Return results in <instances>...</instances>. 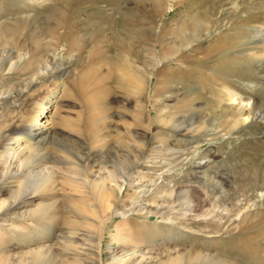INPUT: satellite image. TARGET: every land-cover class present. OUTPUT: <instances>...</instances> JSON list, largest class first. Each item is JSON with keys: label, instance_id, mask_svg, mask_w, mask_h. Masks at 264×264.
Instances as JSON below:
<instances>
[{"label": "rangeland", "instance_id": "obj_1", "mask_svg": "<svg viewBox=\"0 0 264 264\" xmlns=\"http://www.w3.org/2000/svg\"><path fill=\"white\" fill-rule=\"evenodd\" d=\"M262 17L263 0H0V264H264V73L231 49Z\"/></svg>", "mask_w": 264, "mask_h": 264}, {"label": "bare ground", "instance_id": "obj_2", "mask_svg": "<svg viewBox=\"0 0 264 264\" xmlns=\"http://www.w3.org/2000/svg\"><path fill=\"white\" fill-rule=\"evenodd\" d=\"M237 5L238 4H235L236 7H238ZM250 30H251L250 37L248 39L247 38L242 39L240 44L238 43L236 46L232 47L231 49L235 50L236 52L237 51L239 52L240 50H242L241 52L248 53V55L251 58L256 60L257 67L259 68L260 73L263 74L264 73V17H262L259 21H257V23H255V25L251 26ZM210 34H211V32L209 30H206V32L203 33V34L199 33V34L196 35V41H199L198 39H200V40L202 39L200 42L207 41L210 38ZM11 57H12V53H10V52H8L7 50H4V49L0 50V72H2V70L5 68L6 64L9 62ZM195 62H198V59ZM10 67L11 66H9L8 69H10ZM213 72H217V70L213 69ZM37 73L38 72H36L35 74H37ZM263 75L258 77V78L256 77V78H253V79H249V82H251V84L254 85V84H256L255 81H257L258 82L257 84H259L260 87L261 86L263 87L264 86V76ZM247 87L248 88L251 87L253 90H255L257 85L251 86L250 84H248ZM213 94L218 100L217 101L218 105H220L221 102L224 101V99H226V101L228 102L227 104H230V106L233 105L234 103H238V106H239V104H241L243 102L242 101L243 99L240 98L241 94L238 91H236L234 89H231V88L230 89L222 88L220 90H216ZM243 103L241 105H243ZM245 103H247V104L245 106H243V107L241 106L242 108L240 110V114L239 115H240V117H243L244 121H247L252 116L251 115V113H252L251 111L253 110L252 109L253 106L250 104V101H249V103L247 101H245ZM45 111H44V107H42V108H40L39 112H37L35 115H32L28 119L29 122H36L37 123V129L38 130H41L48 123L47 119H44L43 121H41V118L44 116V112ZM263 111H264V105L261 106L258 109L257 118L258 117L260 119L263 118L261 116V115H263ZM38 120L41 123H38L37 122ZM25 129H28V126H25ZM37 133H39V132H37ZM19 139H21V138H18V144H17L18 148L22 144L21 140L19 141ZM144 139H145V137H144ZM13 149L16 150V148H13ZM31 160H32L31 156L30 157L28 156V157H26L23 160V162L28 164V163H31ZM136 164H137V159L134 162H131V163L127 162L126 167H124L125 169L122 168V169H120V171H117V170L114 171L115 172V179H112L113 176L111 177V175H113V173H111V175H110L111 179L110 180H111V182L113 184L111 183L112 185H110L108 187L113 189V190H115V192L111 191V194H112L111 198L112 197L113 198L107 200L109 203H113L114 200L119 198L120 195H121V185L117 184L118 183V178H116V176L119 175L123 179H125L132 172V170L135 168ZM199 164H201V163L199 162ZM29 176H30L31 179L28 178L29 180H27V183H28L29 186L32 185L31 189H34L37 186L38 187L39 186H43L45 181H46V175L44 173H42V172L30 173ZM97 186L100 187V188H104V186H105L104 181L103 180H102V182L98 181ZM101 192L103 193V191H101ZM98 194H100V192H98ZM80 236H82V234L80 235V233H78V232L71 231L70 234L61 235V236H58L57 238L64 241L65 249H67V251H69L66 254H70L71 256H73V258L75 257V258H78V259L80 258L81 259L83 253L85 252V250L82 248V237H80ZM100 238H101L100 235L97 234V248H99V244L101 242ZM114 239H117V235L114 236ZM52 251H53L52 247L49 246V247H42V248L36 249L34 251H28V252L30 254L38 255L39 259H41V256H43L44 259L47 260L49 258L48 256L51 254ZM143 256H144V254H142L140 256V261L141 262L143 261V258H144ZM128 259L130 261H132L131 258H128ZM128 259L127 258L126 259H120L117 264H126V263H124L126 261H128L127 264H130ZM170 260H168V261H170V264H182L180 257L175 258V259H170ZM95 262H96V260H95ZM152 262H154V261H151V262H147L146 261V262H144V264H148V263L151 264ZM185 263H187V262L184 261V264ZM49 264H51V263H49ZM136 264H140V263L137 262Z\"/></svg>", "mask_w": 264, "mask_h": 264}]
</instances>
